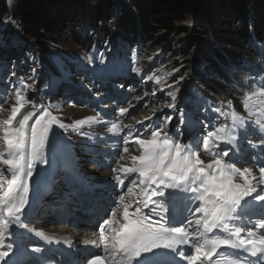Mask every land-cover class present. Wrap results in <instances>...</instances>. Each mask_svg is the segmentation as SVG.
<instances>
[{
    "label": "snow or ice",
    "instance_id": "obj_1",
    "mask_svg": "<svg viewBox=\"0 0 264 264\" xmlns=\"http://www.w3.org/2000/svg\"><path fill=\"white\" fill-rule=\"evenodd\" d=\"M176 91L167 92L173 102ZM15 98L17 103L12 105L8 117L0 120V144L4 145L0 148V261L10 258L14 251L11 243L5 244L12 236L10 228L28 229L22 217L28 204L29 181L37 164L48 163L44 150L52 126L71 127L60 123L43 105L26 100L18 91ZM0 101L6 102V97L0 96ZM251 101L252 97L246 96L244 107L252 108L251 114L258 119L246 121L231 111L230 123L213 125L212 130L188 144L181 142L179 126L175 129V138L164 131L171 116L147 130L150 139H142L144 133H137L131 142L139 146L141 154L131 157L132 166L119 165L113 169L117 173L113 177L114 187L125 188V179L131 177L130 186L119 195L110 217L99 224L103 255H92L87 264H225V261L226 264L246 261L264 264V235L256 230H264V166L258 168L257 176L252 169H241L230 162L241 154L238 142L242 143V138L238 130H244L246 137V127L252 125L264 135V111H255ZM26 104L34 111H27L18 119ZM228 105L230 108L231 102ZM255 105L264 109V101H256ZM168 107L174 108L175 104ZM0 111H3L2 104ZM37 111L40 115L30 124ZM119 111L123 115L128 110ZM184 123L181 115L180 124ZM120 130L116 123L109 129L112 133ZM123 143V152L128 153L129 140ZM248 143L250 148L258 149L264 146V139ZM192 144L197 147L202 144L214 159L206 164ZM221 145H224L222 150L214 151ZM259 162L264 163V158ZM5 172L10 173L11 179H6ZM120 173L124 174L123 179ZM137 188L139 192L134 191ZM128 197L132 199L126 202ZM118 214L122 215L123 223L117 221ZM254 216L260 217L258 223L249 219ZM114 223H119V228L113 227ZM106 226L109 231H105ZM35 235L51 242V237L43 232ZM182 246H188L190 254ZM5 247L8 250H3ZM249 257L256 259L252 261Z\"/></svg>",
    "mask_w": 264,
    "mask_h": 264
},
{
    "label": "rangeland",
    "instance_id": "obj_2",
    "mask_svg": "<svg viewBox=\"0 0 264 264\" xmlns=\"http://www.w3.org/2000/svg\"><path fill=\"white\" fill-rule=\"evenodd\" d=\"M7 2L8 9L6 11L0 9V50L4 49L8 51L9 54L14 53V51L16 50L20 52L22 61H25V56H28L30 61H33V64L29 62V67L25 69V71H27L28 73L27 77H23V75L20 74V71H23L22 65L21 68L18 69V61L15 60V57H12L13 59L10 70L6 72L7 81H9L10 84L7 85V81L5 80L0 81V96L6 97V102L0 101V104H2L3 107V111H0V120L6 119L10 114L12 105L17 103L15 98L17 91L21 95H23L26 100L32 101L37 106L43 105L48 109V112H50L57 118L60 123L71 125V127H66L63 129L59 127L58 128L61 133H70L72 136L76 137L75 139L70 138L69 140L71 142L70 144H72L73 148H75L73 152L75 151L74 154L77 160L75 162L76 168L80 169L83 174L92 176L95 180H97L98 177H104L103 175H101V172L105 171L103 161L107 156V152L112 148L110 145V141H118L119 138L114 133L107 132L109 125L106 122H102L103 118H108L104 112L103 114L99 112L102 114L101 118L98 114L87 117L88 112L92 111L96 113L95 111L98 112L97 109H102L103 107H111V109L109 110L110 113H112L111 118L112 120L114 119L117 122L119 127L121 126V124H123L124 119L122 121V115L118 119V110L116 105H114L116 103V100L113 99V97L105 99V101L110 100L109 104H104L103 101H86L85 99L84 105L78 104L77 95H71L70 97H66L65 95L64 97H60L63 93H66L65 90H58L59 86L61 84H64V82L61 81H66V79L64 80V78L62 77L66 70L65 65H73L75 67V70L73 71L77 73H84V75L89 73L94 75V73L96 74L98 72H101L99 69V67H101L100 63H103L104 58H107L106 60L108 61L111 57V55H109V52L111 50L107 51L105 48L108 47L110 49L109 46H111L112 35L120 36V42L122 43L123 48L119 53V62L123 63L125 68L131 65V61L138 51L141 52L140 56L142 58H145L146 56L148 57L149 55H151V53L157 52L158 57L156 60H154V55H151L152 59L157 63L152 66L150 70H148L147 75H144V77L148 78L149 75L152 76V73L154 71L162 69L165 66V69H162L158 74L159 82H161L162 84L157 83L158 87L156 89L147 88L145 89V91L138 93V95L140 96L138 98L140 100L145 99L148 92L156 93L157 91H163L165 93V97L162 98V100H159L160 104L158 103L157 106L155 104L149 105V100H145L143 102V108H149L145 109L147 114L144 115V120L151 117L150 114L153 113V111L155 112L157 109L165 110L166 108H168L169 110H167V117L171 116L172 122L177 115H179V118L181 117V115L183 117H187L188 114H190L197 108L198 102H200L202 99L204 101V105H202V107L197 110L199 114L208 112L209 99L212 100V97L218 100L220 103L228 105V99L212 96L213 93L203 88V86L201 85L202 77H209L213 73L210 68V62L207 61L206 56L212 54L213 48H215V46H223L227 49L233 50L234 52L239 53L241 56H244L245 59L248 56L246 49L235 46V42L241 40L243 41V39L236 33L237 24L235 25L232 22V19L228 14V16L223 17L222 21L215 22L214 24H212V26L204 25V23L201 22L200 18H198L195 14L188 15L181 20L175 21L176 30L170 32L168 39L159 45H152L151 42L130 44L129 42L124 41L118 27L120 19L117 17L110 20L108 23H106L107 25H105L108 28L112 27V34H110L109 36L107 35L106 38H102V29H99L97 31V37H99L101 43L95 46V48L89 53L82 51L80 47L73 43L71 37V24L76 27L78 23L75 24V22L73 21L66 24L59 23L56 27L55 35L60 41L56 43L50 42V46L46 52V55L44 56V53L40 48L41 44L35 38H31L26 34L25 27L16 18V7L20 5L22 0H8ZM116 3L117 0H113L114 6L112 8L119 13L118 6L115 7ZM240 24L241 22H238V25ZM252 30L254 32V28ZM167 33L168 31L164 30L160 34ZM7 43L8 45L6 46ZM100 44L102 46H100ZM10 46H12L14 50L7 49ZM248 46L256 52L258 59H262V61H264V41L261 42L259 40H256L255 36L253 35L248 40ZM140 62L141 64H143V66H147L145 65V62ZM248 62L252 66L255 63V61L251 59ZM246 64L247 60L244 65ZM8 65L10 66V64ZM14 65H16V69L14 68ZM34 68L39 69V78L33 79V87L29 91V86L31 85L30 83L32 81L29 79L26 81L23 78H33L34 76L33 74H30V72L33 71ZM57 68H59V71ZM83 68L94 73L85 71ZM13 69L16 73L13 71ZM122 69L125 70L124 68ZM12 73H15L17 78H15ZM96 75L99 76V74ZM181 77H183L184 79L181 80ZM4 78L5 76L3 69L0 72V79L2 80ZM244 78L246 81L249 80L250 82H252L251 75H246L244 76ZM84 86L89 89L91 84H85ZM65 88L69 92V87L66 86ZM177 88L179 89V91H176ZM32 90L34 92L33 94L31 92ZM168 91H176L175 102H173L171 98H166L168 97ZM261 92H264V87L260 88L256 86L250 91L244 93V97H252L251 103L254 107V110L257 112L264 111V109H261V107L255 105L256 101H264V95H259V93ZM68 94H72V92ZM133 94L134 95L131 94L132 97L136 96V93ZM88 95L90 96V94ZM90 98L94 99V96H91ZM242 100L243 103L241 104V108L239 110L240 114L238 115L245 117V119L247 116L250 118L257 117L251 114L253 111L252 108L246 109L244 107V99ZM173 103L175 104V109L172 111V109L169 108L168 105ZM97 104H100V106H97ZM120 105H122L120 109L127 106V104ZM203 107H205V110H203ZM28 110L34 111L30 104L25 105V108L21 110V114L18 115V119L21 118L22 114H26ZM175 110H177V112H175ZM202 110L204 112H202ZM40 111H43V109H41ZM40 111L36 112L32 120L29 122L30 124L34 122V120L40 115ZM141 111L142 108L139 110V112L143 114V112ZM78 112L79 114H77ZM151 119L155 120L156 125L161 124L160 117L154 116ZM112 120H109L108 122H112ZM190 120H192V116L188 117L186 121L188 122ZM141 122H139L138 124H140ZM215 124L217 126L219 125L218 119L215 121ZM76 126L80 127L81 131L75 130ZM52 128L56 129L57 126L54 124ZM53 129L50 132L54 131ZM181 132H184L183 129H181ZM111 135H115V139H113V136ZM2 147H4V145L0 144V148ZM46 148L47 149L44 150V158L48 161V163L38 165L37 167L41 169H35V174L36 172L41 173L42 170L45 171L47 167L50 166L53 162L56 163V157L57 155H59V152L54 146H52V142L50 140H48V145ZM45 152H47V154ZM200 157L203 158L206 162L214 159V157L209 154H201ZM232 163L240 165L237 162ZM50 168L53 169V167L50 166L46 170V172L52 174L55 169L51 171ZM255 171L257 172L256 169ZM120 175L122 178H124L123 173H120ZM5 177L6 179H10V173L5 172ZM129 179H131V177L125 179L127 185L129 184ZM74 181L75 176H73L70 172L63 168H57L51 184V187H53V189L48 192L49 195L53 196L54 198L62 197L63 195H66L67 197L70 196L73 190L72 184L74 183ZM74 191L76 190L74 189ZM134 191L138 192V188L134 189ZM47 201H50V198L47 199ZM41 205L43 206V210H45V208L47 207L46 202L41 201ZM50 205H54L55 208L46 214V216H48V218L46 219L47 223H49L50 219H56V216L54 217L53 214L55 213L58 206L55 203H49V206ZM80 222L83 221L81 220Z\"/></svg>",
    "mask_w": 264,
    "mask_h": 264
},
{
    "label": "trees",
    "instance_id": "obj_3",
    "mask_svg": "<svg viewBox=\"0 0 264 264\" xmlns=\"http://www.w3.org/2000/svg\"><path fill=\"white\" fill-rule=\"evenodd\" d=\"M7 1L1 0V10L8 9ZM113 6V0H22L16 7V18L25 27L26 34L41 44L45 56L50 42L60 41L55 35L59 23H78L76 27L71 24L73 43L82 51L91 52L101 43L97 31L102 29V38L112 34V27L105 25L117 17L124 41L159 45L176 30L175 21L188 15L195 14L206 26L229 15L237 24L236 33L243 39L235 42V46L246 49L248 56L245 59L233 50L215 46L212 54L206 56L213 73L202 77V85L232 98L237 105L239 96L248 88L244 76L250 67L244 65L246 60L255 61L254 66L263 64L248 46V40L254 35L256 40L264 41V0H117L115 7L118 6L119 13ZM164 30L168 33L160 34ZM248 65L251 64L248 62Z\"/></svg>",
    "mask_w": 264,
    "mask_h": 264
},
{
    "label": "bare ground",
    "instance_id": "obj_4",
    "mask_svg": "<svg viewBox=\"0 0 264 264\" xmlns=\"http://www.w3.org/2000/svg\"><path fill=\"white\" fill-rule=\"evenodd\" d=\"M120 41H121L120 36H118V35L113 36L112 35L111 46H109L110 48H112V50L109 52V55H111V57L109 58V60L107 62V67L110 68L111 70H113L115 67L120 68V69L124 68L125 70H127L128 75H125L124 77H120V79L124 80L125 78L128 77V78H131L133 80H136V78L131 77V73L133 72L134 64H136L138 61L145 62V65H147L146 70H150V68L157 63L156 61H154L158 57L157 52L151 53V55H154V58H155L153 60L151 55H149L148 57L146 56L145 58H142L140 56L141 52L138 51L135 54L133 60L131 61V65L129 67L125 68L124 64L119 62V53H120L121 49L123 48L122 43ZM7 45H8V43L6 44V46ZM7 49L14 50V48L12 46L8 47ZM11 52H13V51H11ZM105 53H102V54H105ZM12 57H15V60L18 61V65H17L18 69L21 68V65L23 67V71H20V74H22L23 77H27L28 73H27V71H25V69H27V67H29V62H31L29 57L25 56V61L24 60L22 61L20 52L15 50L14 53L9 54L8 51L2 49V50H0V66H2V67H0V72L4 69L5 78L2 80L0 79V81H3V80L7 81L6 72H8L10 70V67L12 64V59H13ZM8 64H10V66ZM31 64H33V61L31 62ZM14 68L16 69V65H14ZM57 69L59 71V68H57ZM65 69L66 70H65L64 74L62 75V77L64 78V80L66 79V81H61V82H64V84H61L59 86L58 90H60V91L65 90V92L67 94L74 92L75 94L78 95V97L81 101H83V99H85L84 94H86V95L90 94V97L94 96V99L90 98L88 100L96 101V102L103 101L102 97H104V96H102V93H105L106 97H109V98L113 97V95L116 94L115 88H111L109 86V84L102 81V79L104 77L110 78L111 77L110 74L105 73L104 75L99 74V76H97L96 74L93 75V74L89 73V74L85 75L86 79L84 81H81V78L76 79V77L80 73L73 71V70H75V67L73 65L72 66L69 64L65 65ZM162 69H165V66ZM162 69H158L157 71H154L152 73L153 75L152 76L149 75L148 79L144 83H138L137 84L138 90L136 92V96L132 97L131 94L134 92H129L126 90L122 93V95H119V96L117 95V97H118L117 99H118L119 104H127L125 109H127L128 111H127V113L123 114L124 122L122 124V132H123V135L125 136V138L131 139V137H133V135H134L135 125H138L139 122L144 120V118H145L144 115L147 114L145 109H149V108H147V107L143 108V106H142L143 102L145 100H149L150 101L149 105L155 104L157 106V104L159 103V100H162V98L165 97V93L163 91H157L156 93L148 92L145 99H142V100H140L137 96L138 93L145 91V89H147V88L148 89H156L158 87V84H162L161 82H157L158 74L160 73V71ZM146 70H144V72ZM35 73L37 75H39L40 72H39L38 68L35 71ZM149 77H152V79H149ZM23 79L26 81L28 79L32 81L30 83L31 85L29 86V91H30V89H32L33 83H34L32 78L28 77V78H23ZM110 79H113V77H111ZM68 82H70L71 83L70 85H72V90L70 89L69 92L65 88L66 86L69 85ZM8 84H10L9 81H7V85ZM85 84L86 85L91 84L90 88L89 89L86 88L84 86ZM73 85H75L76 87ZM87 90H88V92H87ZM165 90H167V89H165ZM31 92H32V94L34 93L33 90ZM97 95H98V97H97ZM166 98H171V97L168 96ZM130 107H132V109H130ZM134 108H136L138 111L134 112L133 111ZM141 108H142L141 112H143V114H141L139 112V110ZM171 109H173V108H171ZM167 110H169V109L166 108L165 110L164 109L158 110L155 113V116L160 117V118H161V116L165 117ZM77 114H79V112ZM88 114L93 115L94 112L90 111ZM203 119H204V121H207L206 117H204ZM160 121L162 123L163 118H161ZM176 121H177V118L175 119L173 124H175ZM173 124H171V129L173 128ZM186 125H189L191 127V132L189 133V135H187L188 138L191 137V135L194 133L195 130L202 129L201 124L195 122L193 120V118H192V120H190L188 122L186 121ZM212 128H213V126L208 128L207 132L212 130ZM53 130L54 131L50 132L48 137L51 139L54 147L59 152V157L57 159V165L59 167L63 166L64 168L72 170V168L74 166V162L76 161V156L73 152V149L69 146V142H67V140L61 136V133L59 132L58 129L57 130L53 129ZM129 134H131V135H129ZM182 142L188 144L189 139L183 140ZM222 147H224V145L220 146V148H222ZM238 147H240V146L238 145ZM205 152L206 151L204 149L199 150V153H205ZM140 154H141L140 149H138V151H135L132 149L127 154L123 155L124 159L121 161H122V163L127 164L129 161H131L132 156L140 155ZM230 155H231V153H230ZM248 156L249 155L247 153H246V155L243 156V159L246 160V162L249 161V158H247ZM201 159L204 161L203 158H201ZM204 162L206 164L209 163L206 161H204ZM50 170L53 171V169H51V168H50ZM53 173L52 174L48 173L45 178H43L42 180H39L38 187L35 189H31V184L33 183V181L35 179L42 176L41 173L36 172L35 176L29 181V192L26 194L28 204L25 208V214L22 217V223H24V220L29 217L28 213H30V209L34 206L35 196H32L33 193H38L39 191L44 190L47 187V185L53 180V176H54ZM77 175H79V174H77ZM101 175L106 177L107 173L101 172ZM237 182H240V181L237 180ZM127 200H130V199L127 198L126 202H127ZM116 219L120 223H123V218H122L121 214H118ZM258 221L255 223H258ZM112 226L119 228V223H114ZM193 227H195V225H193ZM256 230H257L258 234H260L261 232L264 233V230H262V229L257 228ZM105 231H109L107 226L105 228ZM10 232H12V236L6 239L5 244L7 245L8 243H11L13 245V249H14L15 253L21 252V249L23 247L25 248V246H28V245L32 244L33 242L41 243L42 245L46 244L52 250V249H56L58 247L61 248V247L65 246L66 242L69 241L70 244H72V246L74 247L75 252L80 254V253L87 250L86 249L87 246L91 247L92 246L91 244H96V243H98V241H101V233H100L99 229L97 231H93V230H90L89 228L85 227L84 229L74 230L73 228H70L67 225H62V224H51L49 226H41V227L39 226L35 231H30L28 229L27 230L16 229L13 226V228H10ZM36 232L45 233V235L51 237V242H45L42 238L35 235ZM79 249L80 250L83 249V251H80ZM3 250H8V249L5 247Z\"/></svg>",
    "mask_w": 264,
    "mask_h": 264
}]
</instances>
